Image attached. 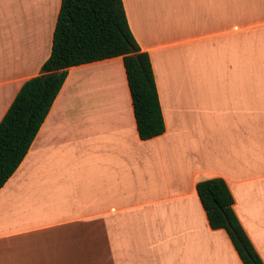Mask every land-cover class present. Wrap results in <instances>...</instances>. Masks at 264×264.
I'll return each mask as SVG.
<instances>
[{"label": "crops", "instance_id": "1", "mask_svg": "<svg viewBox=\"0 0 264 264\" xmlns=\"http://www.w3.org/2000/svg\"><path fill=\"white\" fill-rule=\"evenodd\" d=\"M28 1L8 23L0 0V121L51 52L61 0ZM123 4L165 130L140 138L121 56L69 67L0 188V264H244L197 194L213 177L264 262V0Z\"/></svg>", "mask_w": 264, "mask_h": 264}, {"label": "trees", "instance_id": "2", "mask_svg": "<svg viewBox=\"0 0 264 264\" xmlns=\"http://www.w3.org/2000/svg\"><path fill=\"white\" fill-rule=\"evenodd\" d=\"M121 56L141 139L164 132L149 54L127 20L123 0H61L51 52L40 73L27 79L0 121V188L25 157L71 66ZM196 191L209 225L229 234L244 264H264L233 208L222 177L198 181Z\"/></svg>", "mask_w": 264, "mask_h": 264}, {"label": "rangeland", "instance_id": "3", "mask_svg": "<svg viewBox=\"0 0 264 264\" xmlns=\"http://www.w3.org/2000/svg\"><path fill=\"white\" fill-rule=\"evenodd\" d=\"M12 2V11H5V20L10 23H17L18 21L31 20L29 16L33 14V8L30 7V2L28 1L27 5L21 3V0H11ZM39 15V13H38ZM46 15V14H45ZM38 23V22H37Z\"/></svg>", "mask_w": 264, "mask_h": 264}]
</instances>
